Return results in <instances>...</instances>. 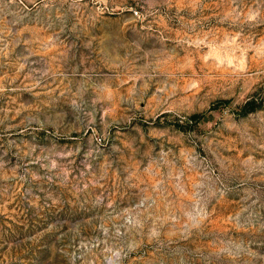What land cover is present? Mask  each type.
Segmentation results:
<instances>
[{
  "label": "rangeland",
  "instance_id": "obj_1",
  "mask_svg": "<svg viewBox=\"0 0 264 264\" xmlns=\"http://www.w3.org/2000/svg\"><path fill=\"white\" fill-rule=\"evenodd\" d=\"M0 264H264V0H0Z\"/></svg>",
  "mask_w": 264,
  "mask_h": 264
}]
</instances>
